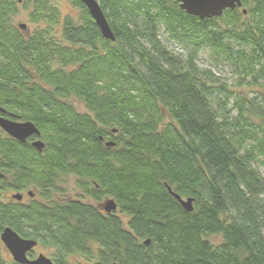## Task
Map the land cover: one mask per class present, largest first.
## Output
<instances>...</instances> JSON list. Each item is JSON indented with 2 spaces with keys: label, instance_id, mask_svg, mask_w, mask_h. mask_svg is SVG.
<instances>
[{
  "label": "trees",
  "instance_id": "obj_1",
  "mask_svg": "<svg viewBox=\"0 0 264 264\" xmlns=\"http://www.w3.org/2000/svg\"><path fill=\"white\" fill-rule=\"evenodd\" d=\"M56 1L0 0V115L40 133L19 143L0 129V234L54 264H264V0L204 20L175 0H96L114 42L80 0H67L77 18ZM219 63L257 93L230 90ZM69 177L80 197L58 199ZM0 264H16L1 242Z\"/></svg>",
  "mask_w": 264,
  "mask_h": 264
},
{
  "label": "water",
  "instance_id": "obj_2",
  "mask_svg": "<svg viewBox=\"0 0 264 264\" xmlns=\"http://www.w3.org/2000/svg\"><path fill=\"white\" fill-rule=\"evenodd\" d=\"M82 5L87 9L88 14L94 21L96 27L99 29L101 36L108 41L113 42L114 35L104 17V14L96 0H80ZM178 3V7L181 11L187 15L198 18L199 20L219 18L226 10H234L235 8H241V0H175ZM242 14H246V10L242 9ZM18 28L22 31L26 30L25 24H19ZM4 111L0 109V114ZM0 129L8 135L10 138L18 141L19 143H25L27 139L31 137H39L40 133L38 129L31 122H19L8 119L0 115ZM33 148L38 152H41L44 144L40 140H35L32 143ZM107 147L113 146L112 142L105 143ZM1 177V175H0ZM170 195L177 200L180 206L186 212H192L193 210V198L182 199L177 194L173 193L168 187ZM28 197H32V192L27 193ZM12 198L16 201H21V194H14ZM101 209L105 213H112L116 211V204L113 200H105L101 204ZM0 242L4 248L10 254L12 260L16 264H54L52 260L43 254H38L34 259H28V255L37 247V243L33 240L21 238L11 228L3 229L0 234ZM146 244L149 241L145 242Z\"/></svg>",
  "mask_w": 264,
  "mask_h": 264
},
{
  "label": "rangeland",
  "instance_id": "obj_3",
  "mask_svg": "<svg viewBox=\"0 0 264 264\" xmlns=\"http://www.w3.org/2000/svg\"><path fill=\"white\" fill-rule=\"evenodd\" d=\"M54 4H56V6H57L62 17L72 16L74 18H77L80 15L79 10L74 8L72 6V4L67 0H59V1L54 2ZM18 23L27 24L26 12L23 9H21V13L17 17V24ZM30 31H32V28L30 29ZM161 40L166 44L167 47H169L174 52H176V53L180 52L177 45L168 41L166 36L162 37ZM198 64L201 68L211 69L212 71L215 70L213 67H216L212 63V61L210 59V55L207 52H202L201 54H199ZM217 68L219 70L218 76H220V78L222 80H225L227 82V84L231 88L230 90H233L235 93H241L244 96L253 95V93H257L258 89H256V88L243 87L242 89H240L239 87H237L235 85V81L237 79L236 76L225 65L219 63L217 65ZM216 74H218V73H216ZM72 100H73V106L78 110V112L84 113L85 112L84 106L80 102H78L77 100H75V99H72ZM15 121L21 122L20 119H17ZM63 181L64 182L62 184H60L62 191L60 193H58L56 197L58 199H63V200L64 199H76V200L79 199L78 197H80V195H79V193H77L78 189H76V186H75L76 185V182H75L76 179L69 177ZM5 196L9 198L10 192H8ZM26 199H27V196L24 193V201H26ZM81 201L82 202H89L87 200V198L81 199ZM103 202H104V200L100 204H102ZM117 215L120 216L121 219L125 220L124 216H122L118 213H117ZM210 240L213 243H218L219 237H211ZM50 253H51V251L48 249L37 248L36 251L34 252V256L36 257L38 254H43L49 258H52L50 256L51 255ZM3 257L7 260L11 259L9 253L4 248H3Z\"/></svg>",
  "mask_w": 264,
  "mask_h": 264
},
{
  "label": "flooded vegetation",
  "instance_id": "obj_4",
  "mask_svg": "<svg viewBox=\"0 0 264 264\" xmlns=\"http://www.w3.org/2000/svg\"><path fill=\"white\" fill-rule=\"evenodd\" d=\"M242 9H245V7L243 6V4H242V7L241 8H235L234 10H238V11H241ZM30 139V138H29ZM23 199H24V196H22V199H21V201H23ZM21 201H19V202H21ZM98 208H99V210H101V204L100 205H98ZM3 248H4V246H3ZM5 249V248H4ZM36 249H37V247L36 248H34L33 249V251L28 255V259H34L35 258V256H34V252L36 251ZM6 250V249H5ZM7 251V250H6ZM8 252V251H7ZM10 255V254H9ZM11 257V256H10ZM12 259V258H11Z\"/></svg>",
  "mask_w": 264,
  "mask_h": 264
},
{
  "label": "bare ground",
  "instance_id": "obj_5",
  "mask_svg": "<svg viewBox=\"0 0 264 264\" xmlns=\"http://www.w3.org/2000/svg\"><path fill=\"white\" fill-rule=\"evenodd\" d=\"M98 29V28H97ZM99 30V29H98ZM101 35V34H100ZM102 37V36H101ZM103 38V37H102ZM104 39V38H103ZM115 39V38H114ZM111 42V41H110ZM114 42V41H113ZM100 140H102V138L100 137ZM105 143H107V142H104V145H105ZM106 146V145H105ZM99 210V209H98ZM101 213H105L102 209L101 210H99ZM105 214H108V213H105Z\"/></svg>",
  "mask_w": 264,
  "mask_h": 264
}]
</instances>
